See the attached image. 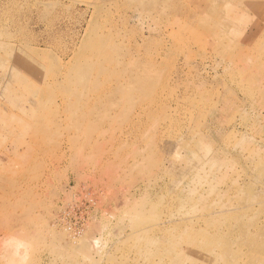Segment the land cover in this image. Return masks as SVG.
Listing matches in <instances>:
<instances>
[{
  "label": "rangeland",
  "instance_id": "374dc122",
  "mask_svg": "<svg viewBox=\"0 0 264 264\" xmlns=\"http://www.w3.org/2000/svg\"><path fill=\"white\" fill-rule=\"evenodd\" d=\"M0 264H264V0H0Z\"/></svg>",
  "mask_w": 264,
  "mask_h": 264
},
{
  "label": "bare ground",
  "instance_id": "6f19581e",
  "mask_svg": "<svg viewBox=\"0 0 264 264\" xmlns=\"http://www.w3.org/2000/svg\"><path fill=\"white\" fill-rule=\"evenodd\" d=\"M251 181V180H250ZM246 206V205H245ZM252 207V206H251ZM249 222V221H248ZM252 224V223H251ZM161 230V229H160ZM246 240V239H245ZM97 241V240H96ZM96 244V243H95ZM101 248V247H100Z\"/></svg>",
  "mask_w": 264,
  "mask_h": 264
}]
</instances>
